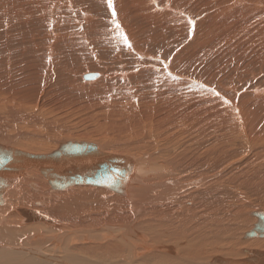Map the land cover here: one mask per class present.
Wrapping results in <instances>:
<instances>
[{
    "label": "rangeland",
    "instance_id": "rangeland-1",
    "mask_svg": "<svg viewBox=\"0 0 264 264\" xmlns=\"http://www.w3.org/2000/svg\"><path fill=\"white\" fill-rule=\"evenodd\" d=\"M113 7L131 47L116 31L107 0H0V120L5 118L0 132L16 136L17 143L35 152L51 149L58 139L85 140L112 144L117 154L149 155L150 163L160 166L171 145L178 152L199 149L197 135L185 130L178 145L181 132L175 125L193 101L185 103L170 93H165L169 99L158 100L169 80L196 94L207 88L216 109L220 98L241 116L252 142L250 150L242 148L233 156L243 177L246 158L239 154L252 157L264 145V0H113ZM90 73L99 76L86 79ZM133 113L144 123H135L132 130L128 121ZM173 120L168 131L162 127ZM149 175L153 181L171 177ZM258 181L243 191L237 187L239 203L251 215L264 210V183L258 193L249 192ZM188 201L199 216L202 205L192 196ZM169 216L167 211L146 220L169 223ZM188 228L176 225L177 230ZM248 240L257 243L248 247L239 238L237 251L225 254L237 259L245 256L242 249H264V239ZM141 256L139 260L146 257ZM114 261L127 262L121 257Z\"/></svg>",
    "mask_w": 264,
    "mask_h": 264
},
{
    "label": "bare ground",
    "instance_id": "bare-ground-1",
    "mask_svg": "<svg viewBox=\"0 0 264 264\" xmlns=\"http://www.w3.org/2000/svg\"><path fill=\"white\" fill-rule=\"evenodd\" d=\"M166 81L159 101L169 99V94L165 93H170L183 97L185 103L193 102L188 109L184 108L185 113L181 111L183 115L178 121L164 122L162 127L175 122L181 132L178 145L183 144L180 137L183 130L192 132L198 137L199 149L193 153L178 152L177 147L172 149L175 145H171L165 163L160 166L150 163L149 155L117 154L112 144L85 140L58 139L51 149L35 152L23 148L25 143H17L16 136L0 132V153L7 152L21 161L28 160L25 157L28 155H62L65 150H73L74 144L93 143L102 155L124 156L129 164L119 182L108 188L85 183L59 187L53 179L47 178L49 170L45 166L22 164L23 169L11 182L0 184V264H264V257L258 254L260 248L242 249L243 258H229L225 254L237 251L239 238L246 240L244 244L248 247L257 243L248 239H264V235L254 233L257 225H261L264 234L263 208V212L254 211L253 217L237 196L240 193L237 187L243 191L255 178L260 181L256 188L250 187L249 192L258 193L263 187L264 145L252 157L239 154L246 158L242 163L244 176L239 177L240 166L235 167L233 156L242 148H252L241 116L234 114L220 98L216 101L219 110L216 109L212 92L207 88L203 87L196 94L180 84ZM180 87L182 91L176 92ZM137 116L133 113L129 118L128 122H133L128 125L132 130L135 123L141 124V117ZM4 119L2 117L0 122L5 123ZM178 122L181 124L177 125ZM150 130L159 133L154 128ZM18 135L23 142L28 140L25 134ZM232 144L236 147H231ZM107 146L110 148H105ZM76 150L84 155L86 148ZM5 156L0 154V165ZM148 173L159 175L157 178L162 180L171 174L170 181H153L152 175L147 177ZM109 191L117 195L105 197L104 193L109 194ZM190 196L203 207L199 216L188 201ZM246 210L248 215H245ZM167 211L171 215L166 219L169 223L146 220ZM236 211L239 215L234 213ZM87 212L92 216H83L82 213ZM79 214L82 215L76 218ZM248 221L252 223L249 225ZM177 224L182 228L188 226V231L177 230ZM220 249L224 255H215ZM209 251L214 255L209 257ZM140 252L146 257L139 260ZM120 257L127 262L114 261Z\"/></svg>",
    "mask_w": 264,
    "mask_h": 264
},
{
    "label": "water",
    "instance_id": "water-1",
    "mask_svg": "<svg viewBox=\"0 0 264 264\" xmlns=\"http://www.w3.org/2000/svg\"><path fill=\"white\" fill-rule=\"evenodd\" d=\"M98 74L86 75L85 78L97 77ZM86 144V146L84 145ZM74 144L73 150H65L62 155H28L29 158L23 161L17 157L5 154L2 165H0V184L11 182L17 176L22 168V164H41L49 170L48 179H53L56 186L64 187L67 184H99L102 187L115 185L119 182L125 170H128L129 164L124 156L102 155L93 143ZM86 148L82 155L77 148ZM77 152L78 154H75ZM124 164L127 167H124ZM117 180V182H116ZM117 186V185H116ZM115 186V187H116ZM262 218V216H261ZM261 225H257L254 233L261 232ZM258 254L264 257V251H258Z\"/></svg>",
    "mask_w": 264,
    "mask_h": 264
},
{
    "label": "snow or ice",
    "instance_id": "snow-or-ice-1",
    "mask_svg": "<svg viewBox=\"0 0 264 264\" xmlns=\"http://www.w3.org/2000/svg\"><path fill=\"white\" fill-rule=\"evenodd\" d=\"M107 4H108V7H109L110 9H112V16H113V18H114L113 21H112V23H113V25L115 26L116 31L119 32L120 36L124 39L125 44H126L128 47H131V45L128 44V42H127V38H126V36H125L124 33H123V29L121 28V26H120V24L118 23V21L115 19V17H116V12H115V9H114V7H113V0H107ZM225 102L227 103V101H225Z\"/></svg>",
    "mask_w": 264,
    "mask_h": 264
}]
</instances>
